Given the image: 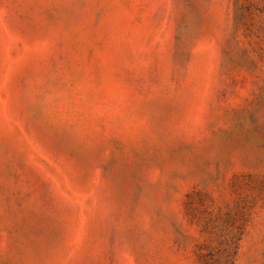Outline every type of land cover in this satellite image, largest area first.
Masks as SVG:
<instances>
[{"label":"rangeland","instance_id":"1","mask_svg":"<svg viewBox=\"0 0 264 264\" xmlns=\"http://www.w3.org/2000/svg\"><path fill=\"white\" fill-rule=\"evenodd\" d=\"M0 264H264V0H0Z\"/></svg>","mask_w":264,"mask_h":264}]
</instances>
